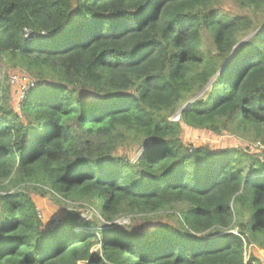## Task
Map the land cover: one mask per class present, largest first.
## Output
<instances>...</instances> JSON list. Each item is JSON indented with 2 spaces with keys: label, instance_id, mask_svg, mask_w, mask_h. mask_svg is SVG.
Returning a JSON list of instances; mask_svg holds the SVG:
<instances>
[{
  "label": "trees",
  "instance_id": "16d2710c",
  "mask_svg": "<svg viewBox=\"0 0 264 264\" xmlns=\"http://www.w3.org/2000/svg\"><path fill=\"white\" fill-rule=\"evenodd\" d=\"M224 1L0 0V53L34 79L0 105V264H262L264 151L181 138L264 145V0ZM29 185L67 209L43 222Z\"/></svg>",
  "mask_w": 264,
  "mask_h": 264
},
{
  "label": "rangeland",
  "instance_id": "374dc122",
  "mask_svg": "<svg viewBox=\"0 0 264 264\" xmlns=\"http://www.w3.org/2000/svg\"><path fill=\"white\" fill-rule=\"evenodd\" d=\"M221 8L232 14H246V11H241L236 8L232 0H225L222 2ZM249 14L251 16V12ZM246 39H244L243 42ZM14 78H16L17 81ZM31 81L34 82V79L30 74L17 67L10 56L0 53V105L4 104L9 110L18 111V104L22 100V95L24 93V88L18 86V83L24 82L25 84H30ZM177 119V115L171 118L172 121H177ZM181 138L187 145L194 147L207 146L214 151L239 149L248 151L253 155L261 154L264 151V145H261L258 139L255 140L254 131L240 132L238 134H229L227 132L214 134L210 131L195 130L182 125ZM118 152L119 154L124 152L131 160H134L136 158L135 156L137 149L134 148L131 150L128 148H122L119 149ZM6 187L7 185L5 183H0V195L3 193V190ZM20 189L26 190L30 193L38 208L39 215L43 222L47 223L52 218L56 217L62 210L67 209V207L64 205V201H60L58 198V200H56L48 195H42L41 193L36 192L32 185L23 186ZM69 205V207H76L78 209L81 219H94V217L97 216V212L92 206H84L83 208H79L78 205ZM161 215H165L163 219L161 218V221L163 220L167 222V217L168 215H171V212L164 211ZM131 222L132 221L130 218H123L119 221H116L119 226L128 225ZM251 253L256 258H258L262 264H264L263 250L254 247Z\"/></svg>",
  "mask_w": 264,
  "mask_h": 264
},
{
  "label": "built area",
  "instance_id": "2783aa9c",
  "mask_svg": "<svg viewBox=\"0 0 264 264\" xmlns=\"http://www.w3.org/2000/svg\"><path fill=\"white\" fill-rule=\"evenodd\" d=\"M14 79L17 81L16 78H14ZM26 85H27V87H26ZM18 86L24 88V93L22 95V98H24V95L26 94V92L28 91V89L34 86V82L31 81L30 84H25L24 82H21V83L19 82L18 83Z\"/></svg>",
  "mask_w": 264,
  "mask_h": 264
},
{
  "label": "clouds",
  "instance_id": "9594fccd",
  "mask_svg": "<svg viewBox=\"0 0 264 264\" xmlns=\"http://www.w3.org/2000/svg\"><path fill=\"white\" fill-rule=\"evenodd\" d=\"M178 120V119H177Z\"/></svg>",
  "mask_w": 264,
  "mask_h": 264
}]
</instances>
